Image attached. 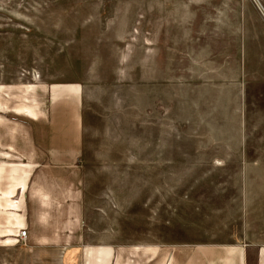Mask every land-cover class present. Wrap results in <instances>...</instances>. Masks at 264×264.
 I'll return each mask as SVG.
<instances>
[{"label":"rangeland","instance_id":"1","mask_svg":"<svg viewBox=\"0 0 264 264\" xmlns=\"http://www.w3.org/2000/svg\"><path fill=\"white\" fill-rule=\"evenodd\" d=\"M31 102L36 119L14 111ZM79 118L112 139L83 141ZM101 163L121 175L116 209L98 199ZM254 173L264 180L253 0H0V264H85L91 246L109 264H152L171 242L184 264H230L224 244L262 227L237 199Z\"/></svg>","mask_w":264,"mask_h":264},{"label":"crops","instance_id":"2","mask_svg":"<svg viewBox=\"0 0 264 264\" xmlns=\"http://www.w3.org/2000/svg\"><path fill=\"white\" fill-rule=\"evenodd\" d=\"M256 3V5L258 6V8L260 9L258 3L256 1H254ZM264 16V15H263ZM35 89V85L34 84H29L26 86V91H33ZM62 89L66 90V91H70L75 93L76 87L73 85H66L63 84L62 85ZM196 100L198 101V99H195L194 103L197 107L198 103L196 102ZM35 101V99L33 100ZM181 103V102H180ZM210 103V102H207ZM49 104V101H48ZM47 104V107L49 108V105ZM233 104L235 106L239 107V112L244 111V106L241 104L240 99L237 101H234ZM46 107V112H45V119H42L43 121H49L50 116H49V112H48V108ZM16 113L18 114H25L27 116L32 117L33 119H36L38 117V114L41 113V110L39 108V106L36 104V102H31V103H26V104H22L19 105L15 108L14 110ZM196 116V115H195ZM49 118V119H48ZM190 120V121H207V119H202L199 120L196 117L195 118H184V120ZM80 121V124L82 127H80V131L82 130V139L83 141L85 139H87V137H93V138H105L108 139L112 136H108L107 135V131L112 128V126H101L100 128L97 129H93L90 125L87 124L86 121H89L88 119L84 118V122L82 123L81 118H79L78 122ZM106 122H108V120H106ZM101 125V124H100ZM218 126V125H217ZM241 129V128H240ZM112 135V134H111ZM219 132L217 133L216 138L219 137ZM71 138L73 140L74 136L73 134L70 135ZM210 138L213 140V138L215 139V135L213 134L212 131H210ZM239 140L243 139V133H242V129L240 130L239 136H238ZM112 138H110L111 140ZM84 143V142H83ZM85 144V143H84ZM100 144V142H99ZM210 146H213L212 142L209 143ZM104 145V144H103ZM103 145H99V149H102ZM218 140H216V144H215V148H210L207 147L205 149H219L218 147ZM107 147H111L110 145ZM239 149H247L246 146H242L240 145ZM248 149H262V146L259 145H252L249 146ZM256 164V163H254ZM259 164V163H257ZM256 164V165H257ZM57 168L59 169H66V170H71L74 171L75 167L71 166V163L69 161H62L60 163H58L56 165ZM117 164L115 163H101L99 170L103 171V176L105 177V182L108 184H104V187L101 189V194L102 196L99 195L98 199L101 201H103V203L105 204L106 207H110V208H114L116 209V195L119 194V192H121L122 190V185L118 184L117 181L119 179V177L121 175H118L117 173ZM74 176V173H70ZM253 177H249V178H245V185H246V190H244L242 196L240 197V199L237 197V199L243 203L242 205V211H244L245 216L250 217L252 216L251 212H257V216H261L262 215V227H257L255 229H253L254 231L252 232V235H249L247 238V242L246 243H237V242H233V243H227L224 244L226 249L229 250L230 252L228 253V256L230 258V264H246V261H248V263L250 264V262L253 260V264H264V180L262 179V176H260V174H256L254 173V175H252ZM258 177V178H256ZM152 180L154 181V177H152ZM154 182L152 184V188L149 187L148 188V198L147 201L148 202H154L155 201V189H154ZM251 186H254V188H252ZM131 188H133V186L131 185ZM188 197H192L193 200H197L196 197H194L193 195H188ZM184 202H191L190 200H184ZM114 203V205H113ZM101 211V210H100ZM105 216V215H104ZM116 216V215H115ZM196 232H202V230L199 229H195ZM197 234V233H194ZM196 240V241H195ZM202 240L199 237L194 238V242H199V243H208V242H204V241H200ZM168 248H172L171 253H168L165 260L163 261V263L160 262V260L158 262H155L154 258L149 259L148 261H152V264H184L181 262L180 259H173V251L174 249L180 245V242H171ZM262 249V250H261ZM235 250L238 251V253L232 254L231 253H235ZM263 251V252H262ZM85 264H109V250L107 247H103V246H91L88 248L87 250V257L86 260L84 261Z\"/></svg>","mask_w":264,"mask_h":264},{"label":"built area","instance_id":"3","mask_svg":"<svg viewBox=\"0 0 264 264\" xmlns=\"http://www.w3.org/2000/svg\"><path fill=\"white\" fill-rule=\"evenodd\" d=\"M25 234H26L25 229H19L18 232H17V236L19 238H22L23 236H25Z\"/></svg>","mask_w":264,"mask_h":264},{"label":"water","instance_id":"4","mask_svg":"<svg viewBox=\"0 0 264 264\" xmlns=\"http://www.w3.org/2000/svg\"><path fill=\"white\" fill-rule=\"evenodd\" d=\"M253 1H255V0H253ZM257 2H258V0H256ZM255 3V2H254ZM258 5H259V7H260V12L264 15V10L262 9V7H261V5L259 4V2H258Z\"/></svg>","mask_w":264,"mask_h":264},{"label":"bare ground","instance_id":"5","mask_svg":"<svg viewBox=\"0 0 264 264\" xmlns=\"http://www.w3.org/2000/svg\"><path fill=\"white\" fill-rule=\"evenodd\" d=\"M256 1V0H255ZM257 2V1H256ZM258 3V2H257Z\"/></svg>","mask_w":264,"mask_h":264}]
</instances>
